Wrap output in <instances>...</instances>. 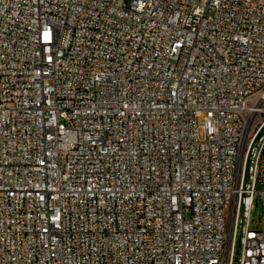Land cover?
<instances>
[{
    "label": "built area",
    "instance_id": "2783aa9c",
    "mask_svg": "<svg viewBox=\"0 0 264 264\" xmlns=\"http://www.w3.org/2000/svg\"><path fill=\"white\" fill-rule=\"evenodd\" d=\"M257 195L264 0H0V264H264Z\"/></svg>",
    "mask_w": 264,
    "mask_h": 264
},
{
    "label": "rangeland",
    "instance_id": "374dc122",
    "mask_svg": "<svg viewBox=\"0 0 264 264\" xmlns=\"http://www.w3.org/2000/svg\"><path fill=\"white\" fill-rule=\"evenodd\" d=\"M261 185L258 186V190H262ZM264 226V205L259 196L256 197L255 208L252 214L251 227L254 230H261Z\"/></svg>",
    "mask_w": 264,
    "mask_h": 264
}]
</instances>
